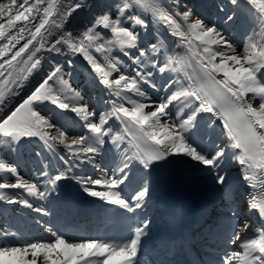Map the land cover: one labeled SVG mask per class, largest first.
I'll list each match as a JSON object with an SVG mask.
<instances>
[{
	"label": "snow or ice",
	"instance_id": "snow-or-ice-1",
	"mask_svg": "<svg viewBox=\"0 0 264 264\" xmlns=\"http://www.w3.org/2000/svg\"><path fill=\"white\" fill-rule=\"evenodd\" d=\"M229 3L233 6L231 13L224 6H220L219 11L225 13V23H234L242 0H229ZM246 4L251 6L246 9L251 27L242 52L237 53L216 24L208 25L199 17L193 18L192 9L186 5L180 11L179 0H174L172 5L164 0H115L79 36L64 30V24L73 12L91 7L87 0H31V3L30 0H0V40L7 41L0 44V113H4L0 116V148L14 150L22 138L37 137L49 149L59 144L68 152L67 156L60 157L64 166L55 174L47 170L41 173L47 177L45 191H39L37 183L22 180L16 167L0 158V201L19 203L21 207L47 214L26 199H13L5 190L23 189L28 196L44 199L48 192L59 188L61 181L72 180L88 197L132 212L134 208L121 188L129 179L126 169L130 162L148 171L154 163L169 156L188 157L202 166L218 186L217 191L226 201H231L234 193L222 163L227 150L231 149L232 158L240 166L239 180L251 189L246 197L247 210L257 213L259 220L264 221V0H246ZM148 14L153 24L163 26L170 36L177 38L176 48L185 50L175 53L172 49H164V61L160 66L152 59L153 56L158 59L160 43L138 49V56H130L126 51L137 48V28L149 27L145 19ZM98 28L110 30L113 39H105ZM25 34L26 42L13 52L20 41L25 40ZM49 37H53L54 42L46 47ZM60 44L87 61L91 68L90 82L98 78L99 84L110 90V95L123 102L107 101L111 108L101 111L98 119H94L97 111L90 110L80 90L72 86V72L65 71L64 66L57 63L14 110L9 109L12 98L20 95L34 71L39 69L41 59L37 54L42 49L60 52L57 48ZM113 45L136 66L132 69L134 76L121 72L123 61L112 56ZM67 67L73 69L74 61L69 59ZM149 69L157 70L161 76L175 74L160 86L166 93L173 86L175 90L156 104L145 102L148 97L142 85L157 87ZM117 72L119 76L113 79V73ZM257 100L258 106H253ZM45 102L54 106L51 117L41 115L37 107ZM125 102L131 107L125 106ZM174 105H178L175 121L168 111ZM56 110L74 113L87 133L69 138L63 125L57 127L52 122L56 119ZM202 113L211 114L222 122L227 139L225 146L213 151L196 146L193 137ZM111 119L119 121L118 131L108 126ZM213 126L209 119L207 127ZM108 143L125 154L111 175L107 172L99 178L69 175L77 162L96 167L95 157ZM124 144L127 148L121 147ZM9 174L15 177V182H9ZM97 186L104 190H97ZM147 192V187H143L131 197L136 201V208L142 206ZM237 215L233 209L228 219L234 220ZM145 228L147 223L143 228L137 227L134 237L122 243L69 241L55 232L51 233L54 239L47 242H0V264H141L138 251ZM232 228L229 243L242 251L226 254L221 264H264V225L254 227L245 221L233 224ZM250 229L258 235L242 238V233ZM10 234L5 230V236Z\"/></svg>",
	"mask_w": 264,
	"mask_h": 264
},
{
	"label": "bare ground",
	"instance_id": "bare-ground-1",
	"mask_svg": "<svg viewBox=\"0 0 264 264\" xmlns=\"http://www.w3.org/2000/svg\"><path fill=\"white\" fill-rule=\"evenodd\" d=\"M87 2L89 5H91L90 8H81L73 12L71 16L68 17L67 21L64 24V30L71 32L74 36H79V34L83 32L87 27L91 26L95 20V17L99 15L101 12L107 10L109 6L113 5L115 3V0H87ZM164 2L169 5L174 4V0H164ZM179 4H180V11H183L184 6L186 5L187 7L192 9L193 18L199 17L203 19L208 25L216 24L217 27L222 31V33L225 34V36L229 39V41L233 43L237 53L242 52L246 36L249 33L251 27V25L249 24V18H250L249 12L246 10L251 6L246 4V0H242V7L236 10L237 18L234 23H225L224 20L225 13L219 11V7L224 6L225 9L229 13H231L233 6L229 3V0H198V4L195 2V0H179ZM213 9H215L216 14L213 15L212 18L211 14ZM206 12L208 14H206ZM145 19L149 27L146 34L142 36L143 38L142 40L147 41L148 38L149 41L151 42L154 41L155 43H160L162 45L163 51L164 49H172L174 50L175 53H179L174 43V41H176L177 38L170 36L168 34V29L163 28V26L157 27L155 24H153L152 17L150 14H148L145 17ZM246 27H249L246 32L240 31L241 28L244 29ZM13 32H15V29L13 30ZM240 33H244L245 36V38L241 39L244 40L242 42H240L239 39ZM26 36L27 34H25V38H28ZM56 38H59L58 35L56 36ZM21 41L23 42V40ZM6 42H7L6 40H0V44ZM53 42H54L53 37H49V44L46 45V47H50L51 43ZM57 48H60L61 51L48 52L42 49L37 54L38 57L41 59V65L39 69L34 71L33 75L29 78V81L26 82L23 89H21L20 95L12 98V102L9 106V109L14 110V107L18 106V103L21 102L23 98H26V95L29 94L30 91L34 89V87L52 69V67L57 63L61 64L65 59L67 61L69 59L74 61V68L66 69V71L69 70L72 72L70 78L72 86L80 90V92L84 97V101L90 104L89 101L91 97L89 98L87 97V92L83 93L84 92L83 89L86 88L85 86H83V84L84 85L90 84L89 87H87V89L94 88L95 87L94 84H96V86L100 85L99 79L95 78V73H92V77H94L95 79L92 82L89 81L88 73L91 72V68L88 65L87 61L83 59V56L79 54L73 55L71 52L68 51L67 46L63 44L57 45ZM163 58L164 56L161 57L160 59ZM163 61L164 59L162 61L158 60L156 61V63L158 66H160V64H162ZM134 66L132 68H134ZM125 70L126 69H124V71L121 70V72L130 76L135 75L132 69L131 72H133L134 75L125 72ZM149 70H151L156 74L159 73L155 69H149ZM119 74L120 72L113 73L112 78L113 79L117 78ZM171 75L174 78L175 74L171 73ZM152 77L155 78L154 76ZM181 79H183V77H181ZM153 81L155 82V84L157 82L156 84L157 87L155 89L150 88L147 85H142L148 97L147 101H145L146 103H152V104L158 103L156 97L150 95L149 92H154V93L156 92L162 98H164L166 97V95H169L171 91L175 90V86H173V88H171L169 92L166 93L160 87L161 85H163L162 78H157L156 80ZM107 90L110 92L109 89ZM111 97L117 104L123 102L120 101L115 95H111ZM162 98H160L159 100H161ZM136 99H139V97H137ZM95 102L96 103L94 104H96V106H98L99 104V108L102 109L101 111H104L105 109L103 106L104 97L98 96ZM125 106L131 107V105L127 104L126 102H125ZM253 106H258V100L254 103ZM9 109H5V112H9ZM53 109L54 106L50 104L48 107L49 115L47 117L52 116ZM92 109L96 110V107L90 104V110ZM147 110L149 109H146V111ZM168 111L170 113L171 118L175 121L178 111V105L170 106V109ZM3 115L4 113H0V116ZM203 117L206 119H204ZM67 118L69 119L76 118L78 120L77 125H79L80 128H82L83 130L86 129L83 127V122L80 121L79 118H77L74 113H70V112L61 113L59 112V110H56V119H53L52 122L56 124L57 127H60V124L62 123L63 130L68 134L69 138H76L80 134H78L76 128L66 127L64 122L68 121ZM201 118L206 120L207 123L209 119H211L214 124L212 128L217 126V120L215 117H211V114L202 113L201 116L198 118V123L200 122ZM94 119H98V115ZM69 123L71 124V122ZM111 123L108 126H113V124L111 125ZM52 131L53 133H55V129H53ZM113 131H118V130H115L113 128ZM26 142H28L33 147V149L35 148L39 149V152L41 153L40 159H35L34 156L30 155V153L27 151L28 147L26 145ZM217 144L220 145V142H217ZM121 147L127 148V144H124ZM108 149L115 157V161L108 164L107 157L104 154H102L103 152L106 151V149H103L102 153L95 157L96 167H93L91 164H79V162H77V167H75L73 171L69 173V175L92 176L94 178H99L100 176L104 175L105 172L111 175L112 170L117 165L121 164V161L125 154L123 151H117L115 148H113L111 143L108 145ZM201 149L205 151L209 150V148H207L206 146H202ZM67 155L68 152L63 147V145L55 144L54 149H49L45 145V143L41 141L39 138L32 137V138H22L19 144L16 145L14 148V158L11 156L12 158L10 157L6 161L10 163L12 166L16 167L17 174L22 180L27 182L37 183L39 187V191H45L46 188L48 187L46 184L47 177L42 176L41 173L44 170H47L50 174H55L58 169H61L64 166L63 161L60 159V157ZM42 160L45 165L40 168L39 165ZM165 160L171 166L170 168H173V171L176 170L175 172L179 171L182 174L183 182L193 194H195L198 197H202L203 200H210L212 198L215 192V188L217 186L213 184V179L211 178V176L208 175L207 171L204 170L202 166H198L196 162L191 161L190 158L188 157L169 156ZM102 163H105V165L108 166L110 170L108 171L107 169H105L104 165L101 166ZM126 171L129 177L132 176L137 180L143 178L142 179L143 183L138 184V188H137L138 190H141V188L147 186L149 187V191H152V189L155 188L154 180H152V178L150 177L151 174L149 173V171H144L142 167L137 163L130 162V167L129 169H126ZM7 178L9 182H15V177L10 176V174L8 175ZM97 190H104V189H101L97 186ZM5 191L13 199H19V200L26 199L28 200L29 203L32 204L34 208H43L47 213V214H40L34 212L32 208L21 207L19 203L8 204L6 202L0 201V242H6L12 244H24L27 242H36V240L32 239L33 237L31 236H29V239H26L28 235L31 234V231H29L28 229L26 230L30 233H28V235L25 238H22V236L25 235L26 233V232L24 233L26 222L29 225H34V228H36L38 231L41 232L39 238L45 237L46 232L44 229L45 228L44 225L46 223H43L41 220H45L47 217L54 215L56 213L55 210H57L54 208L59 207L69 211H71L72 209H76V210L78 209L80 212L92 216L94 212L111 207V205H108L100 201L98 198L88 197L87 194L80 189V186L77 185L72 180L61 181L59 188L56 191L48 192L44 199H41L38 196H28L23 189H8ZM5 230H7V232L11 234L5 236ZM47 236L51 238L49 240L54 239L52 234Z\"/></svg>",
	"mask_w": 264,
	"mask_h": 264
},
{
	"label": "rangeland",
	"instance_id": "rangeland-1",
	"mask_svg": "<svg viewBox=\"0 0 264 264\" xmlns=\"http://www.w3.org/2000/svg\"><path fill=\"white\" fill-rule=\"evenodd\" d=\"M113 15H115V12H113ZM125 26L128 27L130 25L126 24ZM147 30H148V28L147 29H143V28H139V27L137 28V31L139 33V35H138V41H137V48L126 49V51L129 52L130 56H138L139 55L138 49H146L148 47V44L155 43L154 41H152V42H150L148 44L141 42V38L145 34L144 32H147ZM97 31H99L105 37V39H108V40L113 39L112 33H111L110 30L104 29V28H98ZM111 54H112V56H115L118 59H120V60L123 61V64L121 65V70L122 71L124 69H126L125 71L131 72V69L133 67V64H132V62H131V60L129 59L128 56H124L123 55V52L120 51V49H119L118 46H116V45H113L112 46V53ZM159 55H161V53H159ZM156 58H157L156 56H153L152 57L153 60H155ZM61 64L64 66L65 71H66V69H69L67 67V60L64 61V63H61ZM49 105L50 104H48L47 102H45L44 104H41V105H38L37 106L39 108L40 112H41V115L46 116V117L49 115V112L47 111ZM75 122L78 123L77 121H75ZM75 122H72V124L74 125ZM26 145L28 147V151L31 154H35L36 157H40V154L37 153L35 151V149H33V147L28 142H26ZM13 155H14V150H9L7 148H0V158H4L5 160H7L11 156L14 157Z\"/></svg>",
	"mask_w": 264,
	"mask_h": 264
}]
</instances>
